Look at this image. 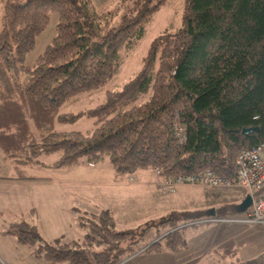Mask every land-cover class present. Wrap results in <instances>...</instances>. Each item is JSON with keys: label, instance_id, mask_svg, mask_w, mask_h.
<instances>
[{"label": "trees", "instance_id": "trees-1", "mask_svg": "<svg viewBox=\"0 0 264 264\" xmlns=\"http://www.w3.org/2000/svg\"><path fill=\"white\" fill-rule=\"evenodd\" d=\"M164 1L118 0L112 9H96L90 0H0V150L12 180H27L25 169L54 153L56 168L106 158L116 176L208 171L224 179L234 174L240 150L264 141V0H183L180 26L157 36L136 75L85 111L59 112L70 97L103 87L119 65V49L142 37L144 22ZM51 12L55 34L25 65ZM82 115L94 118L91 130L54 129ZM235 206L215 208L214 217L247 211ZM77 224L85 236L67 243L43 242L23 222L8 234L46 264H120L132 253L119 247L131 232L115 231L110 213L77 217ZM185 248L180 229L144 253ZM233 250L226 242L214 252L233 257Z\"/></svg>", "mask_w": 264, "mask_h": 264}, {"label": "rangeland", "instance_id": "rangeland-1", "mask_svg": "<svg viewBox=\"0 0 264 264\" xmlns=\"http://www.w3.org/2000/svg\"><path fill=\"white\" fill-rule=\"evenodd\" d=\"M90 1L96 9H112L118 2ZM182 11L183 0H165L144 22L142 37L132 46L119 49V65L103 87L70 97L59 107V112L74 114L85 111L102 102L105 91L120 89L141 69L142 59L157 36L165 32L173 33L180 26ZM1 15L0 2V19ZM56 20V14L51 12L43 31L35 35L33 49L24 57L25 65H32L51 41L55 34ZM117 22L118 17H115L112 25ZM93 123L94 118L82 115L71 123H55L54 129L86 132L92 129ZM58 157L59 153L41 156L37 166L25 169L28 179L17 182L12 180L10 164L0 150L1 237H6L12 224L23 222L34 225L41 240L59 243L82 240L86 233L77 224V217L89 219L102 210H110L115 231L131 230L132 238L119 246L126 255L128 250L132 252L126 257L129 258L148 244L142 251L144 253L149 245L173 230L182 229L186 238L190 235L196 236L197 233L193 232L191 227H186L190 222L183 223L185 219L192 218L198 223L204 218L203 211L211 212V206H215L220 198L225 197L234 201L233 204H238L244 197L243 192L237 188L212 189L187 184L162 194L161 179L152 172L153 176L150 170H141L130 176H116L106 158L95 165H86L83 159H79L75 165L56 168L53 163ZM3 184L5 186H2ZM217 218L233 217L224 214ZM172 223H175L173 228L169 227ZM204 226L207 225H197L196 229ZM7 251L11 256L20 257L17 250L8 248ZM32 257L35 256L32 254ZM212 258L216 259L215 256ZM199 264L218 263L203 259Z\"/></svg>", "mask_w": 264, "mask_h": 264}, {"label": "crops", "instance_id": "crops-1", "mask_svg": "<svg viewBox=\"0 0 264 264\" xmlns=\"http://www.w3.org/2000/svg\"><path fill=\"white\" fill-rule=\"evenodd\" d=\"M2 186H5V184H3ZM243 194L245 197L246 194L244 192ZM140 197L143 198V196L141 195ZM244 197L242 198V200L244 199ZM233 203L234 201L233 202L229 201L225 197L220 198L215 203V206H211L212 209L211 212H213V216L215 215L214 209L217 208L218 206L233 204ZM238 204H240V202H238ZM238 204H233V205L237 206ZM102 211L111 214L110 210H102ZM211 212L203 211L204 218H207V216L213 217L210 215ZM30 225L34 227V225L32 224ZM203 225H207V226H204L200 229H196V227L188 226L192 228L193 232L197 233L196 236L190 235L186 238L183 232L186 248L181 252H171L169 250L163 249L157 252L142 253L143 249L148 245L147 244L144 245L142 248H140L138 251H136L129 258L124 259L120 264H199L200 261L203 259H208L210 260L211 263H218V264H236L237 261H240L243 264H264V226H246V225L226 226V225H217V224H203ZM42 241L52 242V241H45L43 239ZM70 241H79V240H68L67 242ZM226 242L231 244V248L232 247L234 248L233 252L235 253L233 257L229 256L230 253L227 256V255L216 254L214 252V250L218 246ZM8 248H11L12 250H17V252L20 254V257L11 256V254H9V252L7 251ZM7 255H9L10 259ZM212 256H215L216 259H213ZM0 264H46V263L41 259L32 257L31 251L26 247L19 245L15 241L13 236L9 235L7 232L6 237L0 236Z\"/></svg>", "mask_w": 264, "mask_h": 264}, {"label": "built area", "instance_id": "built-area-1", "mask_svg": "<svg viewBox=\"0 0 264 264\" xmlns=\"http://www.w3.org/2000/svg\"><path fill=\"white\" fill-rule=\"evenodd\" d=\"M181 128L176 127L175 136L181 141ZM157 176L158 171L153 170ZM200 185L205 188H237L251 199L249 209L239 218H203L198 223L186 225L195 226L203 224L217 225H246L264 226V141L251 148L240 150L234 160V174L230 178H219L206 171L201 174L161 179V193H169L179 185Z\"/></svg>", "mask_w": 264, "mask_h": 264}, {"label": "water", "instance_id": "water-1", "mask_svg": "<svg viewBox=\"0 0 264 264\" xmlns=\"http://www.w3.org/2000/svg\"><path fill=\"white\" fill-rule=\"evenodd\" d=\"M247 131H250V129H243L242 130V132H247ZM250 204H251V199L249 196L246 195L244 197V199L240 202V204H238L236 206V212L237 213L245 212L250 207ZM210 215L213 216V212H211Z\"/></svg>", "mask_w": 264, "mask_h": 264}]
</instances>
